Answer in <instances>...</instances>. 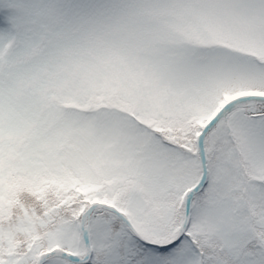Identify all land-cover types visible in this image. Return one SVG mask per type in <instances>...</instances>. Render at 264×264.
Wrapping results in <instances>:
<instances>
[{"label":"snow or ice","instance_id":"snow-or-ice-1","mask_svg":"<svg viewBox=\"0 0 264 264\" xmlns=\"http://www.w3.org/2000/svg\"><path fill=\"white\" fill-rule=\"evenodd\" d=\"M0 264H264V0H0Z\"/></svg>","mask_w":264,"mask_h":264}]
</instances>
